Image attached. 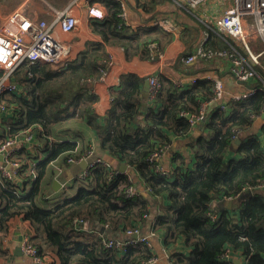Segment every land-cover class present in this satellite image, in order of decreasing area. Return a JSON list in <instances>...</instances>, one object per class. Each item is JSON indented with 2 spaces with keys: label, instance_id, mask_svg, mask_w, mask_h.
Wrapping results in <instances>:
<instances>
[{
  "label": "trees",
  "instance_id": "trees-1",
  "mask_svg": "<svg viewBox=\"0 0 264 264\" xmlns=\"http://www.w3.org/2000/svg\"><path fill=\"white\" fill-rule=\"evenodd\" d=\"M100 2L107 13L92 23V29L102 42L86 43L60 70H52L45 62H24L12 73L20 93L3 97L6 109L0 121V145L27 135L35 143L29 148L16 144L9 159L17 162V171L11 177L0 174V233L10 218L21 215L51 248V253L41 250L33 242L36 236L32 238L38 253L51 258L50 264H143L157 257L153 246L142 243L124 248L104 245L108 238L128 239L124 232L132 227H138L140 234L150 230L162 234L167 247L181 243L182 249H172L169 264H233L221 257L227 248L240 251L244 264H264V125L260 135L242 137L264 107V88L256 83L259 88L247 98L227 99L223 106L213 103L199 128L180 113L196 112L199 103L211 97L212 82L201 81L179 91L160 74L162 88L153 100L161 108L148 111L145 125L136 128L131 123L140 106L132 97L139 81L134 75L122 76L110 109L99 118L92 107L97 96L89 92L88 83L108 67L105 47L121 45L128 55L148 58L154 40L153 27L132 28L123 22L119 1ZM205 43L212 49L228 48L218 33L210 32ZM263 65V61L255 65V70L264 80ZM6 116L10 120H3ZM76 120L94 130L98 152L110 154L134 172L110 177L114 165L96 163L87 176L76 179L80 185L75 194L43 206L40 202L47 200L41 181L49 163L59 156L65 161L80 158L91 149L90 138L70 128ZM235 136L239 138L236 155L229 157ZM177 138L188 142L191 165L185 155L175 152V170L157 171L159 162L151 161L150 155L156 150L164 153ZM38 151L44 155L40 157ZM27 158L29 175H24ZM128 187L135 188L134 195H126ZM247 191L251 194L240 198ZM159 197L167 201L161 207ZM224 200H231V205ZM154 206L160 212H153ZM75 219L82 223L74 224Z\"/></svg>",
  "mask_w": 264,
  "mask_h": 264
},
{
  "label": "crops",
  "instance_id": "crops-1",
  "mask_svg": "<svg viewBox=\"0 0 264 264\" xmlns=\"http://www.w3.org/2000/svg\"><path fill=\"white\" fill-rule=\"evenodd\" d=\"M163 1L162 4H154L146 2V0H123L124 14L122 19L127 26L132 28L153 27L151 31L154 39L151 42L153 52L150 57L142 58L138 54L128 55L126 48L121 45H107L105 47L109 65L100 78L93 79L88 83L89 92L97 96L92 107L99 118L105 117L110 109L112 93L119 88L122 76L134 75L139 81L138 92L136 91L132 97V101H136V103L138 101L140 106V113L131 123V127L136 128L145 125V115L148 111L161 108V105L156 103L153 100L154 97L150 95L149 86H146V84L149 85L151 76L159 78L161 74L164 78L173 81L179 91L194 87L201 81H211L209 77H215L224 88V96L219 100L218 105L226 104L223 102L227 99H234L231 97L249 90L256 84L255 80L252 79L247 81L248 86L236 80L231 72L232 60L228 58L224 60L221 57L220 51L224 48L212 49L207 47L205 43L208 37L205 34V23H210L217 19L224 10L232 5V0H206L199 5L193 12L198 17V20L204 24V28L195 22L193 18L196 17L191 15L193 12H190L189 9L183 8L182 15L189 16L190 20L182 19L174 10L175 7L173 5L175 2L172 0ZM91 6H94L104 14L107 13L100 0H0V23L9 13L15 10L25 12L32 19H44L47 23H52L55 21L58 12H62L69 7L68 12L73 14L77 20L75 30L63 32L59 27H56L54 35L64 48L70 52L72 57L76 58L85 48L86 43L91 41L102 42V37L92 29V23L100 20L88 15V9ZM143 92L147 94L146 97H143ZM259 115V117H253L250 127L245 132H242V137H246L249 134H261L264 116H262V113ZM3 116L2 114L0 120H2ZM3 120H10L9 116L4 117ZM197 127L200 128V124ZM70 128L76 131V134L79 132L83 136H87L86 138L89 137L90 147L98 152L99 140L94 130L85 127L83 122L77 120L71 124ZM234 138L239 139L238 136ZM32 140L33 138L24 145L28 146V148L33 146L35 141L33 143ZM233 141L228 152L229 157L233 154L236 155L235 148L237 144L233 143ZM187 144L186 139H175L171 147L158 159L159 164L166 170H175L178 162L172 160V156L177 152L185 155L186 163L191 165L193 153ZM37 155L41 157L44 153L38 151ZM95 155L100 156L109 165L113 164L117 169L119 162L110 154L101 153L98 155L95 153ZM29 161V158L25 161L24 175H29ZM89 168V163L88 166L83 162L69 164L62 156L54 159L49 163L41 181L43 198L47 200V203L41 201L40 204L46 207L51 206L53 202L61 197L75 194L78 185H80L76 179ZM54 180H57L60 185L54 184ZM17 181V183H21L19 178H17ZM23 185L20 187L23 188ZM25 188L27 189L28 186ZM57 188L58 190L55 191ZM137 190L144 191L143 187L140 186H138ZM22 191L24 192V190ZM157 203L161 207L167 201L159 197ZM222 203L227 204V206L231 205L226 200L222 201ZM159 207L154 206L152 211L156 212L160 209ZM157 212H160V210ZM34 236L36 238L33 239V242L39 244L41 250L51 253V248L46 240L43 239V235L36 234L30 221L24 219L21 215L10 218L0 233V264H31L30 259L22 252L21 243L25 238L32 240ZM120 237H123V234ZM151 243L157 254L158 264H169L172 249H182L181 243L167 247L164 243V236L160 233L154 235ZM230 253L233 264H244V258L240 251L231 249ZM46 258L51 261L49 256Z\"/></svg>",
  "mask_w": 264,
  "mask_h": 264
},
{
  "label": "built area",
  "instance_id": "built-area-1",
  "mask_svg": "<svg viewBox=\"0 0 264 264\" xmlns=\"http://www.w3.org/2000/svg\"><path fill=\"white\" fill-rule=\"evenodd\" d=\"M119 1L122 7L123 0ZM182 9H189L193 12L199 5L206 0H172ZM75 2V1H74ZM73 2V3H74ZM183 3V6L181 5ZM71 7V5H70ZM69 7L64 11L58 12L56 19L52 23H47L44 19H32L25 12L15 10L7 15L0 23V70L3 72L0 76V117L6 109L3 101L5 95L20 93V87L11 79L13 71L21 63H36L45 62L52 70H60L68 66L74 57L64 48L62 43L58 41L54 35L56 27L63 32H72L77 26L76 17L68 12ZM88 15L99 20L105 17V14L94 6L89 7ZM205 23V21H203ZM205 34L210 32L218 33L223 40L227 41L229 48H224L220 51L222 59H231L233 66L231 72L236 80H257L259 87L264 88V80L258 75L255 70V65H261L264 62V0H232V5L224 10L217 19L210 23H205ZM237 45H239L237 47ZM257 47V48H255ZM263 59V60H262ZM109 65V61H108ZM264 71V65L262 66ZM213 82V93L208 99L199 103V108L196 112L181 111V115L185 116L191 125H197L207 116V109L215 102L224 96V88L219 80L215 77H209ZM256 82V81H255ZM257 83V82H256ZM257 85L251 87L245 92L232 96L235 100L244 99L251 96L257 88ZM162 82L159 78L151 76L149 78V93L152 97L161 90ZM223 106L225 104H219ZM218 105V106H219ZM264 113V107L262 109ZM256 115L254 117H259ZM236 137V136H235ZM32 139L31 135L24 137V140L6 139L0 145V153L5 156V162L11 168L6 169L0 164V174L11 177L17 171V162H11L9 155L16 144L24 145ZM235 139V138H234ZM163 154L162 150H156L150 155V160H158ZM87 161L90 167L96 163L109 165L100 156L95 155L93 148L80 158L70 157L67 162L79 163ZM88 170L78 177L84 178L87 176ZM156 170L163 172L166 169L160 164L156 166ZM127 172V171H125ZM122 172V173H125ZM119 171L110 167L109 176L113 177ZM135 193V188L128 187L126 190L127 196H132ZM82 220L75 219L74 224H80ZM77 227V225H76ZM138 227L127 228L124 235L128 239L121 238L104 240V245L108 247L124 248L125 246L136 243H142L148 247L152 246L151 239L154 237L152 230L147 233L140 234ZM136 235V238H133ZM21 249L26 255L31 264H50L46 256L38 253L33 246L32 240L25 238L21 243ZM222 259L232 260L230 249L227 248L222 252ZM264 259V257H263ZM143 264H158L157 257H151Z\"/></svg>",
  "mask_w": 264,
  "mask_h": 264
},
{
  "label": "water",
  "instance_id": "water-1",
  "mask_svg": "<svg viewBox=\"0 0 264 264\" xmlns=\"http://www.w3.org/2000/svg\"><path fill=\"white\" fill-rule=\"evenodd\" d=\"M239 82L245 83L246 86H248L246 80H239ZM146 86H149V85L146 84ZM142 95H143V97H146L147 94H146L145 92H143ZM262 116H264V113L262 114ZM233 143L238 144V143H239V139H235V140L233 141ZM81 162H83L85 165L88 166L87 161H81ZM81 162H80V163H81ZM0 164H1V165H4V166L6 167V169H10V168H11V166H10L8 163L5 162V156H4L3 153H0ZM117 170H118L119 172H121V173H122V172H125V171L133 172V170L130 169V168L128 167V165L125 164V163H118V164H117ZM53 183H54V184L57 183L58 185H60V183H59L57 180H54ZM58 188H59V187H58ZM58 188L55 189V191H57ZM249 194H251L250 191L243 192V193L240 195V198H241V197L243 198L244 196L249 195ZM227 203L230 205V204L232 203V201H231V200H228ZM102 232H103V229H101V233H102ZM136 237H137L136 235H133V238H136Z\"/></svg>",
  "mask_w": 264,
  "mask_h": 264
},
{
  "label": "rangeland",
  "instance_id": "rangeland-1",
  "mask_svg": "<svg viewBox=\"0 0 264 264\" xmlns=\"http://www.w3.org/2000/svg\"><path fill=\"white\" fill-rule=\"evenodd\" d=\"M181 5L183 6V3H181ZM174 7H175V11L181 16V18L183 19V18H185V19H188V20H190V17L189 16H187V15H185V16H183L182 15V12H183V9L180 7V6H178L177 4H175L174 3V5H173ZM184 8V7H183ZM185 12V11H184ZM191 15H193V16H195L196 18H193L194 20H195V22L200 26V27H202V28H204V24L202 23V22H200V20H198V17L196 16V14L193 12V13H191ZM255 48H257V47H255ZM263 60V59H262ZM257 83H258V81L257 80H255ZM1 121V120H0Z\"/></svg>",
  "mask_w": 264,
  "mask_h": 264
}]
</instances>
